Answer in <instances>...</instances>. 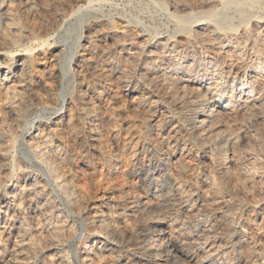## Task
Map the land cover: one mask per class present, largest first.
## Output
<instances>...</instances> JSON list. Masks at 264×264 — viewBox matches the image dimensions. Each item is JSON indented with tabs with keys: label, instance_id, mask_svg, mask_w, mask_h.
<instances>
[{
	"label": "bare ground",
	"instance_id": "bare-ground-1",
	"mask_svg": "<svg viewBox=\"0 0 264 264\" xmlns=\"http://www.w3.org/2000/svg\"><path fill=\"white\" fill-rule=\"evenodd\" d=\"M149 1L161 9L168 21L167 29L156 23L145 25L143 18L134 16V21L123 13H109L87 20L80 34L92 50L103 41L109 42L110 50H104L102 62L122 92L136 96L137 103L149 112L144 135L150 136L155 128L168 130L163 134L156 131L161 134L157 143L146 141L140 148L132 144L116 148L118 154H105L110 173L118 168L119 156H136L143 197L133 198L131 214L127 213L125 200L114 202L113 197H108L105 209L95 207L94 219H89L94 230L86 228L84 235H75L73 223L82 218L77 216L80 206L76 187L72 176L63 169L66 156L50 135L54 127L49 125L45 133L31 135L27 142L48 181L20 169L14 176L18 174L19 180L23 175L24 184L16 181L0 203V263L30 264L24 258V224L44 220L56 230L68 228L71 246L76 239L81 242L71 248V253L59 257V264H264L263 215L257 211L264 204V0ZM71 3L0 0V118L9 115L14 122L22 123L26 119L22 111L39 105L32 103L33 88L26 79L34 73L32 63L37 49L32 46H44L48 39L36 36L28 20L51 10L53 23L65 24L77 17L84 20L93 10L85 0ZM21 51L25 54H19ZM89 55L80 57L87 65L94 57L90 59ZM109 83L104 79L96 86H86L87 92L95 101L109 90ZM95 105L92 101L83 103L81 118L87 119L88 135L101 143L102 132L96 123L101 114ZM122 115L119 113L118 118ZM26 133L22 131L23 139ZM121 138L118 133L112 139L118 145ZM122 140L129 142L130 138ZM189 155L203 166L204 177L199 182L195 180L196 184L188 179L187 167L181 163ZM132 173L133 169L128 175ZM46 181L59 201L43 190L42 183ZM248 208L254 210V220L246 218ZM138 212L140 217L135 216ZM212 212L219 216L208 220L203 217ZM19 216L18 221L22 220L17 226L13 218ZM127 216L136 219L122 220ZM252 226L257 231L255 235ZM15 231L22 239L12 243ZM64 247L53 245L49 251L62 254Z\"/></svg>",
	"mask_w": 264,
	"mask_h": 264
},
{
	"label": "rangeland",
	"instance_id": "rangeland-1",
	"mask_svg": "<svg viewBox=\"0 0 264 264\" xmlns=\"http://www.w3.org/2000/svg\"><path fill=\"white\" fill-rule=\"evenodd\" d=\"M47 1H50V0H47ZM71 1H72L71 3L72 5L73 3L75 4L77 0H71ZM85 2L87 5L90 6V10L92 9L93 10L89 11L90 12L89 15L85 16L84 20L82 19L80 20L79 17H77L76 19H71L70 20L71 22L68 21L69 23H65V24L59 23L58 25H55L53 23L54 11H51V10H48V12L44 14L40 13L39 16L37 15L36 17H33V19L30 18L28 20L27 24L30 25V27L32 28V31L36 34V36H39L42 39L46 38L45 40L48 39V43L44 46L37 45V44H34L32 46L33 49L35 50L37 49L36 56L33 57V63H32L34 73H32V77L28 79V81L26 79L27 85L29 84L30 85L29 87L33 88L34 94H32V98H33L32 103L33 104L37 103L39 105L37 106L36 104H34V107L37 106L36 108H34L33 106H30L22 111L23 120L24 118H26L22 123L14 122L15 120L12 119V117L9 115H2L4 117L0 118L2 119V121L0 120V159H1L0 160V203L3 202L6 197L5 191H7L11 187V185H13L16 181L20 180L21 183L19 184H22V185L24 184L23 179H22L23 175H19L20 176L19 180H18V174L16 175V178L14 176L15 173L18 171L24 170L26 171L25 174L27 173L34 174V175L36 174L42 179L47 180V178L44 177L45 175H44L43 167L39 164V161L35 157L32 150L27 146V142L28 140L31 139V135H37L41 133L43 134L48 129L47 127L49 125L50 126L52 125L51 128L53 127L54 128H53V132L50 135H53L54 138H56L55 139V142L57 141L56 144L59 147L61 146L60 149L62 150L61 151L62 154L66 156L65 157L66 161L63 165V169H65V172L67 174L72 176L75 187H76L75 190L78 196L79 206H80L77 216L82 217V218L79 219V221L77 222H74L75 221L74 218L70 217L69 219L74 222L73 228L75 231V235L78 234V236L84 235V233L87 230L86 228H88V231L94 230V226L90 222V220L93 221L94 219V216L92 217V215H94V212H93L95 210L94 208L99 207L100 209H105L106 204L109 203L108 202L109 200H107L108 197H113L114 202L125 200L126 203H128L127 204L128 208H126L127 213L131 214L132 207H133V204H132L133 198L136 197L138 199L140 196L143 197L144 195V190L141 188V183H140L139 176H138L137 169L139 168V166H137L136 164L137 162L136 156L133 157L131 154H127V155L124 154L122 156H119L120 158L118 157V159H121V160L118 165L120 167L118 166V168L115 169L116 172L114 171L113 173H110L107 169L109 165L106 162L105 154L109 152H112V153L114 152L115 154L116 151H118L117 149L119 147L125 148V147L132 146V144H135L136 145L135 147L140 148L141 146H143V144L146 141L151 142L153 140L152 143H157L161 140L159 139V136H161V134H163V132L165 131L168 132L166 128H160L159 129L160 132L158 133H161V134H158L156 131H159V130L155 128L150 131L149 133L150 136L144 135V131H145L144 129H146L147 127L146 124H148L150 120L149 112L146 109H144L142 105L137 103L136 96H132V95L129 96L122 92L120 85L115 83L113 79L111 80V75H110L111 73L106 68V65L102 62L105 59L104 57V54H106L105 52L108 51L109 49V46H110V45L108 46L109 42L103 41L100 43L99 46H96L97 50L96 49L92 50L91 46L88 45L89 43H87V41L84 40L83 38L82 39L80 38L81 31L85 29L84 28L85 26H87L86 25L87 20L90 21L91 18L96 17V16L97 17L109 16V13L110 15H122L121 13H123L124 15L126 14L128 18L131 17L132 18L131 20H134V21L136 20L135 18L137 17L140 19L143 18L142 20L145 25H148V24L156 25L157 24V26L159 27L161 26L162 28L164 27L163 30H165L167 29L168 21L166 19L164 20L163 16L161 15V9H159L158 7H155L156 5H154V3H151L149 0H141V1L140 0H85ZM88 3H91V5ZM156 8H157V11L159 10V12H155ZM103 11H105V14L107 15L105 14L103 15ZM91 15H94V16H91ZM87 35L89 36V33H87ZM79 40L80 42H78ZM2 41L3 39H2V36L0 35V42ZM103 43L104 45H102ZM78 46H80V48ZM75 47H76V50H75ZM88 47L90 49H88ZM57 48H58V51H55V49ZM45 52L47 54H45ZM84 53L91 54L89 55L90 59L92 58V56H94L93 61L91 60L92 62L89 63L88 65L82 61L83 59L82 55ZM17 54L18 53L16 52L14 53V55H17ZM19 54H25V51H21L19 52ZM57 56H60V57L58 58ZM69 65L73 67H70ZM98 65L101 67H99ZM94 67L97 69H95ZM104 79L109 80V82H111L109 83L110 85L108 86L109 90H106V93H104L103 95H101L99 98H97L94 101L90 97V94L87 92L88 88L86 86H90V87L96 86L102 83ZM91 83L93 85H91ZM74 91L76 95L73 93ZM77 95H79L78 98H76ZM71 100L74 102H72ZM81 100L83 101L81 102ZM87 101H92L93 103H95L97 105V106L95 105L97 107V112L100 111L98 112V114L99 115L101 114V115L97 117L96 123L98 124V127L102 132V139L100 138L99 140V142L101 143L95 142V140L90 135H88V131L85 128L86 127L85 123L87 119L83 120L81 118V111H82V109H80L81 105L83 103H86ZM39 107L41 109H39ZM37 111H38V114L36 115ZM146 111L148 113H145ZM119 113L123 114L121 116L122 118H118L120 117ZM27 114L29 115L30 119L28 118ZM114 115H115V118H114ZM148 117H149V120L146 119ZM102 119L105 121H103ZM32 120L34 121L33 122L34 124L31 123ZM15 123L17 125H15ZM28 123L30 125H28ZM46 123L48 124L46 125ZM36 126L39 128H37ZM136 127H139V129ZM22 131L24 133L28 132V134L26 133L27 135L25 136V139H23L22 137ZM118 133H120V136H122V138L120 142H117L118 143L117 145L116 141L112 138L114 134H118ZM126 136L130 138L129 142L128 140L127 141L122 140ZM99 147L102 148V151L99 150ZM129 157H131L132 159ZM130 160L132 161L130 162ZM36 163L39 165H37ZM181 163H183V165L185 166V169L187 167L186 171L187 170L188 171L187 172L185 171V172H186L188 179L192 180L191 183L196 184L197 182L202 180V178L204 177L203 176L204 171L202 170L203 166L201 167V165H198L196 163L195 159L193 158V155L186 156L182 160ZM206 168H209V165L206 166ZM131 169H133V173L131 175H128V172ZM195 180H197V182ZM47 181L45 183H42V185L43 184L45 185V187L44 185L42 187L43 190H45L47 193H52L55 199L59 201L56 197V194L53 192V186L52 185L50 186V183L49 182L47 183ZM31 192L32 191H30V193ZM238 209H239L238 207L235 208V210H238ZM251 209L248 208L247 212H245L246 218L249 219L250 221L256 218L254 210L253 209L251 210ZM0 210H1L0 214H3V207H0ZM65 211L67 212L68 210L66 209ZM257 211L262 213L263 215L262 220H263V226H264V204L261 206V208L257 209ZM212 213L208 214V216L204 214L203 217L208 220L212 218V216L213 217L219 216L215 212L213 214ZM137 214H140V215H137ZM161 214L165 216L166 213H161ZM141 215H142L141 212L140 213L138 212L136 213L135 216L140 217ZM135 216H131V217L127 216V217H124L125 219L122 218V220L131 221V220L136 219ZM150 217L151 215H148L146 218L149 219ZM19 218L20 216L18 218L17 217L13 218V221L16 223L17 226L22 220L20 219V221H18ZM49 225L50 224L44 220L43 221L41 220L40 223L37 221H34L33 223L24 224L25 230L23 234L25 235L27 240H25L24 242L26 243V245L25 246L22 245V246L25 247L24 253L26 255L24 254L25 255L24 258L28 260L27 261L28 263L30 264H52V262H54V264H59V260H58L59 257H62V255H66V253H71V248L81 243L79 240L76 239L74 242V245L71 246L70 243L72 241H70L69 239L70 230L68 228L61 226L57 228L58 230L57 231L55 227H53L52 225L51 226ZM63 227L65 229H63ZM65 232H68V233H65ZM17 233L18 231H15V235L12 238V243H14L16 240L20 241L22 239V237H20L19 234ZM57 233H59L60 235ZM256 233H257L256 229L252 226V234L255 235ZM6 235L7 234H5V236ZM86 239H87V235L82 241ZM67 240L69 242H67ZM53 245L54 246L60 245L63 247L65 246L62 254L61 253L54 254L53 252L49 251ZM3 263L7 264L6 261L1 262L0 264H3ZM10 263L15 264V262L13 261H10L9 264Z\"/></svg>",
	"mask_w": 264,
	"mask_h": 264
}]
</instances>
